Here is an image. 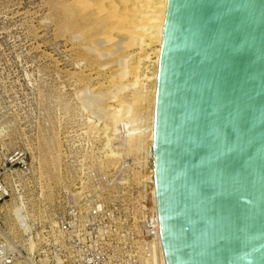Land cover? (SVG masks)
<instances>
[{
  "label": "rangeland",
  "instance_id": "obj_1",
  "mask_svg": "<svg viewBox=\"0 0 264 264\" xmlns=\"http://www.w3.org/2000/svg\"><path fill=\"white\" fill-rule=\"evenodd\" d=\"M102 1L0 0V164L19 151L28 159L5 174L12 198L0 224L16 239L25 230L14 212L42 237L71 202L123 203L151 180L160 45L126 32L121 0Z\"/></svg>",
  "mask_w": 264,
  "mask_h": 264
},
{
  "label": "water",
  "instance_id": "obj_2",
  "mask_svg": "<svg viewBox=\"0 0 264 264\" xmlns=\"http://www.w3.org/2000/svg\"><path fill=\"white\" fill-rule=\"evenodd\" d=\"M153 152L166 264H264V0H168Z\"/></svg>",
  "mask_w": 264,
  "mask_h": 264
},
{
  "label": "built area",
  "instance_id": "obj_3",
  "mask_svg": "<svg viewBox=\"0 0 264 264\" xmlns=\"http://www.w3.org/2000/svg\"><path fill=\"white\" fill-rule=\"evenodd\" d=\"M27 169L24 151L0 164L1 213L12 198L5 174ZM133 185L135 195L123 203L115 199L112 206L103 199L71 202L45 226L42 237L29 235L14 212L25 237L16 239L0 224V264H166L157 203L149 196L155 181Z\"/></svg>",
  "mask_w": 264,
  "mask_h": 264
},
{
  "label": "bare ground",
  "instance_id": "obj_4",
  "mask_svg": "<svg viewBox=\"0 0 264 264\" xmlns=\"http://www.w3.org/2000/svg\"><path fill=\"white\" fill-rule=\"evenodd\" d=\"M128 1L130 2V6H126L125 5L126 3L124 4L125 1L123 2L122 0H121V2H119V5H118L122 9V12L127 11L126 14L125 13L123 14V15H126L128 17V19H125L127 21H125L124 18H122V15H119V16L115 15L116 16V23H118L120 26L125 21L126 26H127L126 32L127 31L130 32L131 33L130 36L134 37L135 39L140 37V35L145 32L146 34L148 33V38H146L147 40H149L151 42H156L160 45V47L157 49V57H156V64H157V68H158L159 62H160L161 45H162V40H163V32H164V25H165V17H166L168 0H139V2H137L138 0H136V1L135 0H132V1L128 0ZM141 3H143V4L141 5ZM108 6H109V4H108ZM118 6H116V7H118ZM112 9H113V7H112ZM110 12H112V11H110ZM127 13H128V15H127ZM110 15H111V13H110ZM106 17L107 16H105L104 18H106ZM106 22H107V19H106ZM115 29H117V28L115 27ZM120 30L121 29H119V31ZM144 34L141 36H144ZM124 70L126 71L125 68H124ZM125 71L123 72L122 77H124V74L125 75L128 73L130 74V72H131L129 70L126 72ZM156 72L157 73H155V76H154L155 79H157V77H158V70ZM121 74H122V72H121ZM120 77H121V75H120ZM136 78H137V80L136 79L135 80H136V82L138 81V84H139V82H140L138 80L139 78L138 77H136ZM133 83L135 84V81ZM138 84H136V85H138ZM127 85L129 86V84H127ZM127 85H125V86H127ZM125 86L122 85V87L124 89H127L128 87H125ZM153 90L155 91V89H153ZM154 103H153V105H154ZM121 104H123V103H121ZM152 109L155 110V105L152 107ZM116 110L118 112V108ZM116 110H115V113H117ZM153 113H154V116L152 115V118L155 119V111ZM131 121L133 122V120H131ZM132 128L134 129V126H132ZM115 130L117 131V128ZM133 131L128 133L127 138H130L132 140L134 138L135 132L137 133L136 135H138L137 138L139 137V134H138L139 132L138 131L133 132ZM140 132L142 133V131H140ZM149 139L152 141V144L154 145V120L152 121V124L150 127ZM134 140H136V139L134 138ZM151 163L153 165V171H152L153 173L150 176V179L154 180V152H153V149L151 152ZM151 197L153 198V201L156 204V191L154 188L151 191Z\"/></svg>",
  "mask_w": 264,
  "mask_h": 264
}]
</instances>
